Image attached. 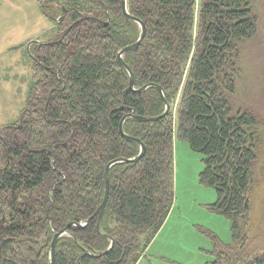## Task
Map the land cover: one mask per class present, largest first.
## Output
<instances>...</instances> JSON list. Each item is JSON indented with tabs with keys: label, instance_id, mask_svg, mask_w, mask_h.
<instances>
[{
	"label": "trees",
	"instance_id": "trees-1",
	"mask_svg": "<svg viewBox=\"0 0 264 264\" xmlns=\"http://www.w3.org/2000/svg\"><path fill=\"white\" fill-rule=\"evenodd\" d=\"M38 1L57 38L31 45L28 105L0 128V264H49L55 233L87 220L59 238L55 264H137L174 204L176 139L203 155L200 182L217 193L210 209L230 220L232 243L213 236L215 259L206 264H264V253L244 254L258 120L233 101L241 43L258 31L257 0H128L147 32L124 60L137 89L162 86L170 111L157 121L126 119L124 131L146 151L111 167L100 232L105 168L141 150L122 136V119L160 116L166 106L155 86L128 90L118 53L141 28L122 0Z\"/></svg>",
	"mask_w": 264,
	"mask_h": 264
},
{
	"label": "rangeland",
	"instance_id": "rangeland-1",
	"mask_svg": "<svg viewBox=\"0 0 264 264\" xmlns=\"http://www.w3.org/2000/svg\"><path fill=\"white\" fill-rule=\"evenodd\" d=\"M255 6L258 31L241 43L233 100L236 109L248 108L256 116L260 137L249 191V241L244 252L248 256L247 251L258 256L264 253V0H257ZM56 38L57 29L38 0H0V128L16 122L28 105L35 82L31 45ZM178 104L177 98L171 108L174 118ZM203 159L187 141L175 140L174 204L137 264H206L215 259L213 236L224 244L232 243L230 220L210 209L217 200L216 190L200 182Z\"/></svg>",
	"mask_w": 264,
	"mask_h": 264
},
{
	"label": "water",
	"instance_id": "water-1",
	"mask_svg": "<svg viewBox=\"0 0 264 264\" xmlns=\"http://www.w3.org/2000/svg\"><path fill=\"white\" fill-rule=\"evenodd\" d=\"M128 0H122V8L124 10V13L126 15V17L132 21H135L139 24L140 28H141V33H140V36L139 38L137 39L136 42H134L133 44L129 45V46H126L125 48H123L119 53H118V59L120 61V64L126 68V70L128 71L129 73V76H130V85L128 87V90L130 91H137V92H143L145 91L148 87L150 86H155L158 88L161 96H162V99L165 103V111L160 115V116H155V117H147V116H137V115H134L133 112L127 114L126 116H124V118L122 119L121 123H120V132L122 134V136L127 139V140H135L137 142L140 143L141 145V150H140V153L134 157V158H130V159H124V158H118V159H115L111 162H109L105 168V172H104V182H105V193H104V198H103V201L102 203L100 204L96 214L98 215V223H97V227H98V231L100 232V228H101V222H102V218H103V215H104V211H105V208H106V205L108 203V199H109V189H110V178H109V171L111 169V167L116 164V163H123V162H137L138 160H140L145 151H146V147L144 145V143L138 139V138H134L128 134H126V132L124 131V123L126 121L127 118L129 117H136L137 119L141 120V121H157L165 116H167V114L169 113L170 111V104L167 102L166 100V96H165V91L164 89L162 88V86L160 85H157V84H153V83H150V84H147V85H144L143 87L137 89L136 88V77H135V74L134 72L132 71V69L130 68V66L125 62L124 60V54H126L127 52L129 51H132L136 48H138L141 43L143 42L144 38H145V35H146V32H147V27H146V24L141 20L139 19L138 17H135L133 15H131L129 12H128ZM89 220H87L86 222L84 223H70L67 227H65L64 229L58 231L55 233L54 235V238L51 242V245H50V249H49V264H55V254H56V245H57V242L59 240V238H61L63 235L67 234V228L71 225H76V226H79V227H82V226H85L86 224H88Z\"/></svg>",
	"mask_w": 264,
	"mask_h": 264
},
{
	"label": "crops",
	"instance_id": "crops-1",
	"mask_svg": "<svg viewBox=\"0 0 264 264\" xmlns=\"http://www.w3.org/2000/svg\"><path fill=\"white\" fill-rule=\"evenodd\" d=\"M37 39L42 40V39H44V38L41 39V36H38ZM50 40H51V39H49L48 41L50 42ZM34 42H35V41H34ZM34 42H33V43H34ZM42 42H47V41H46V40H45V41L42 40Z\"/></svg>",
	"mask_w": 264,
	"mask_h": 264
}]
</instances>
